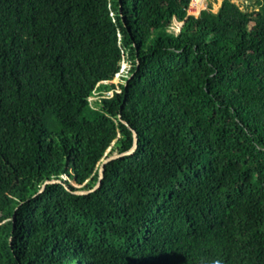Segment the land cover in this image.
<instances>
[{"label":"trees","instance_id":"obj_1","mask_svg":"<svg viewBox=\"0 0 264 264\" xmlns=\"http://www.w3.org/2000/svg\"><path fill=\"white\" fill-rule=\"evenodd\" d=\"M192 2L0 0V264H264V0Z\"/></svg>","mask_w":264,"mask_h":264},{"label":"rangeland","instance_id":"obj_2","mask_svg":"<svg viewBox=\"0 0 264 264\" xmlns=\"http://www.w3.org/2000/svg\"><path fill=\"white\" fill-rule=\"evenodd\" d=\"M222 1L223 0H202V1L199 0L197 2L193 1L188 14L190 16L191 15L192 16H198V15H200V13L202 11H205L208 8L209 5H212L213 12L217 13L219 11L221 5H222ZM232 1H233V3H235V4H237V5L241 6V7L244 4H246V0H232ZM182 25H183V23L176 22L174 31L179 33L181 31ZM125 69L127 70V68H126V66L124 64V66L121 69V73L120 74L124 75L125 72H126ZM119 81H120V79L117 77V78L114 79L113 84L116 85V84H118ZM91 101H94V100H91ZM64 180H66V179H64ZM72 186L76 187L74 185H72Z\"/></svg>","mask_w":264,"mask_h":264},{"label":"water","instance_id":"obj_3","mask_svg":"<svg viewBox=\"0 0 264 264\" xmlns=\"http://www.w3.org/2000/svg\"><path fill=\"white\" fill-rule=\"evenodd\" d=\"M126 125V123H125ZM128 127V125H127ZM132 131V147L127 151V152H124V153H121V154H113L112 156L106 158L103 160L101 166H100V171H99V182L97 184V186L95 188H93L92 190H89V191H80V192H76V194L78 195H87V194H90V193H93L95 191H97L99 188H101V185H102V181L104 180V174H105V168L107 165L111 164L114 162V160H117L119 158H122L124 156H127V155H131L137 148V135L136 133ZM49 184H54V182H51V183H47L45 185V187ZM43 190H41V193H42Z\"/></svg>","mask_w":264,"mask_h":264},{"label":"built area","instance_id":"obj_4","mask_svg":"<svg viewBox=\"0 0 264 264\" xmlns=\"http://www.w3.org/2000/svg\"><path fill=\"white\" fill-rule=\"evenodd\" d=\"M193 1L197 2V1H199V0H193ZM200 1H202V0H200Z\"/></svg>","mask_w":264,"mask_h":264}]
</instances>
